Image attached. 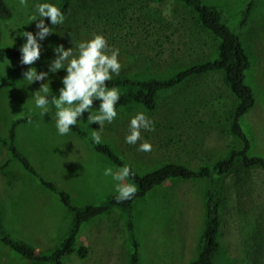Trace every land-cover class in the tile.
Returning a JSON list of instances; mask_svg holds the SVG:
<instances>
[{
	"label": "rangeland",
	"instance_id": "obj_1",
	"mask_svg": "<svg viewBox=\"0 0 264 264\" xmlns=\"http://www.w3.org/2000/svg\"><path fill=\"white\" fill-rule=\"evenodd\" d=\"M4 1L11 15L0 17V45L19 49L26 37H19L17 32L39 31L35 22L24 25L32 0L28 8L20 7L18 0ZM247 1L201 0L223 9L228 25L238 32L249 56L246 83L252 88L255 104L241 117V123L252 137L249 154L264 155V0H254L249 16L238 26ZM50 2L59 6V0ZM167 9L170 14L164 15ZM45 23H49L48 18ZM56 32L40 41L41 57L33 65L38 71H47V63L54 58L53 46H75L94 34L104 35L110 46L120 50V75L168 77L216 55L217 39L201 30L193 13L177 0H71L65 23L57 26ZM20 59L0 61V81H12L0 87V138L9 137L15 118L32 116V123L16 124L14 145L38 174L69 192L78 206L116 193L111 177H104L102 172L105 167L114 171L118 167L75 132L57 135L54 110L52 118L39 115L29 97L43 81L24 87L23 72L30 66L22 65ZM64 75V70L52 75L50 88L57 95ZM234 103L220 72L201 74L162 91L151 113L134 104L118 109L119 119L105 124L102 139L140 171L168 160L191 168L211 164L232 142L227 118ZM138 111L154 118L155 131L142 130V139L129 145L124 138L130 119ZM87 115L84 113L85 121ZM78 125L89 134L99 130L97 123ZM141 142L150 143L152 150L138 151ZM6 160L8 164L0 170V226L36 251H48L66 235L72 214L0 143V163ZM207 187L204 179L167 180L133 204L140 264H187L195 257ZM217 192L221 249L214 264H264V169L244 170L236 165V170L218 178ZM78 243L87 246V255H67L63 264H130V244L118 209L84 223ZM0 264L48 263L25 260L1 243Z\"/></svg>",
	"mask_w": 264,
	"mask_h": 264
},
{
	"label": "trees",
	"instance_id": "obj_2",
	"mask_svg": "<svg viewBox=\"0 0 264 264\" xmlns=\"http://www.w3.org/2000/svg\"><path fill=\"white\" fill-rule=\"evenodd\" d=\"M70 1L59 0L58 7L67 13ZM177 1L193 13L196 23L201 30L210 32L217 39L215 57L189 65L168 77L159 78L150 76L138 78L122 74L106 83L108 87L115 86L122 88V95L116 106L117 110L134 104L151 113L155 111L157 99L162 91L172 89L189 78L201 74L220 72L223 82L235 99L234 106L227 118L228 133L232 142L227 144L225 154L214 160L211 164H202L195 168H191L183 162L168 160L151 170L140 171L131 162L115 153L107 140L102 139V143L94 144L91 140V134L77 125L72 131L83 137L91 149L105 155L116 167L125 165L130 167L134 175L129 177L128 183H133L137 189L136 194L131 200L117 202L115 199L117 193H109L97 202L85 203L78 206L73 204L69 192L38 174L26 157L15 147L14 128L16 124L28 122L29 118L34 119L32 116H19L12 121L9 137L7 139L0 138V143L8 148L12 159L18 160L30 173L38 178L43 187L58 197L62 205L71 212L72 218L66 235L48 251H36L26 242L10 236L1 226L0 244L2 243L10 247L22 258L31 262L63 264L62 259L67 255L75 254L83 258L88 253L87 246L78 243L81 226L99 215L118 209L124 217L130 244L129 263L140 264L139 238L135 233L132 215L133 204L167 180L204 179L208 182V187L204 193V223L197 241L196 255L187 264H214L217 253L221 249L220 197L217 192L218 178L224 177L231 171L236 170V165L244 170L250 168L264 169V155L249 154L252 137L241 123V117L254 106L255 97L252 88L246 83V76L251 63L238 32L228 25L222 8L216 5L205 4L201 0ZM253 5L254 0L246 2L241 12L238 26L247 19ZM10 15L11 11L6 2L0 0V17L6 19ZM5 58H21V53L18 48L0 45V61H3ZM10 84H12V81L9 79L0 81V87ZM93 110H98V104L94 105ZM165 120L171 121V118H166ZM152 121L154 122V118ZM8 162L9 160L0 163V170Z\"/></svg>",
	"mask_w": 264,
	"mask_h": 264
},
{
	"label": "clouds",
	"instance_id": "obj_3",
	"mask_svg": "<svg viewBox=\"0 0 264 264\" xmlns=\"http://www.w3.org/2000/svg\"><path fill=\"white\" fill-rule=\"evenodd\" d=\"M18 3L20 7L28 8L30 0H18ZM168 14L170 9L164 12V15ZM45 18L49 21L47 25ZM65 20L66 13L50 0H32L31 14L24 25L35 22V27L39 31L35 34L32 31L17 32L19 37H26L19 48L20 63L30 66L23 72V81H26L24 87L43 81L39 89L33 91L29 98L34 102V108L39 109L41 117L48 114L52 118L54 110L57 135L68 136L81 122L88 127L97 123L99 130L92 131L91 140L94 144H100L105 124L110 125L119 119L116 106L122 95L121 90L115 86L108 87L106 82L120 75L122 68L118 59L120 50L110 46L104 35L94 34L90 39L81 40L75 46L68 48L63 44L53 46L54 58L47 63V71H38L33 65L41 57L40 41L48 35L57 34V26L63 25ZM21 27H12V30ZM61 70H64L65 75L60 78L62 87L58 89L57 95L53 93L50 84L52 75ZM97 104L98 110L93 112V107ZM84 113H88L86 121ZM28 122L32 123V119L29 118ZM142 130L155 131V124L143 111H138L129 121L125 143L136 145L137 141L142 139ZM151 150L150 143L139 144L138 151ZM102 175L111 177L114 182L117 202L131 200L136 194L135 185L126 183L129 177L134 175L129 166L118 167L115 171L112 167H105Z\"/></svg>",
	"mask_w": 264,
	"mask_h": 264
}]
</instances>
